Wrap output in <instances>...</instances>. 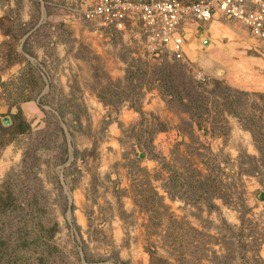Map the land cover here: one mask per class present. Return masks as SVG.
<instances>
[{
  "label": "rangeland",
  "instance_id": "374dc122",
  "mask_svg": "<svg viewBox=\"0 0 264 264\" xmlns=\"http://www.w3.org/2000/svg\"><path fill=\"white\" fill-rule=\"evenodd\" d=\"M28 1L27 21L24 0L0 18L9 35L0 43V121L21 107L26 126L0 147V192L13 194L0 207V264H264V91L230 84L222 46L203 40L235 33L197 25L188 36L195 78L233 89L209 96L204 114L213 120L215 103L228 101L235 114L224 142L218 130L190 127L187 113L168 109L155 81L160 61L134 54L128 35L79 21L94 0ZM189 162L210 175L211 190L197 186L203 179ZM171 163L173 179L164 168Z\"/></svg>",
  "mask_w": 264,
  "mask_h": 264
},
{
  "label": "built area",
  "instance_id": "2783aa9c",
  "mask_svg": "<svg viewBox=\"0 0 264 264\" xmlns=\"http://www.w3.org/2000/svg\"><path fill=\"white\" fill-rule=\"evenodd\" d=\"M214 18L239 23L264 40V0H94L79 15L102 34L130 36L138 56L187 64L188 25Z\"/></svg>",
  "mask_w": 264,
  "mask_h": 264
},
{
  "label": "trees",
  "instance_id": "16d2710c",
  "mask_svg": "<svg viewBox=\"0 0 264 264\" xmlns=\"http://www.w3.org/2000/svg\"><path fill=\"white\" fill-rule=\"evenodd\" d=\"M141 61V59H139ZM142 63V62H141ZM142 65V64H141ZM191 66L187 63H184L179 60L172 61H162L158 65H154L155 74L157 75V78L155 79L156 82H158V89L162 95V98L165 100L168 109L174 110L179 113H187L189 115V120H184V123L188 124L190 127H194L195 125L199 130L211 132L212 129H216L219 132V135L224 137V142L227 141L229 133H230V124L227 119L229 114H235L234 111L228 106V101L216 102L215 108H217L216 116H213V120H208L204 114L207 113V111H211L212 108L209 107L208 109V99L209 96L213 95H220L226 98V91L233 90L232 87L223 85L222 82L216 81L217 88L210 89L206 85H204L203 82L199 81L195 78L194 73H192ZM154 74V75H155ZM131 75H134V73H131ZM246 93V92H245ZM134 96V95H133ZM135 97V96H134ZM219 101V100H216ZM177 104L173 105V104ZM140 114H143L142 108L138 106H134ZM54 121L57 122V128L58 130L63 134L64 130L63 128L58 124V120L54 118V116H50ZM13 123L10 126H3V124L0 121V147L4 144H6V141H4L3 136L11 135L12 133H24L26 126L25 121L23 117V110L21 107L18 108V112L16 114H12ZM189 122V123H188ZM21 128V130H19ZM179 131H181L182 126L177 125L176 127ZM244 129L250 130L251 135L253 137L255 136V132L250 127H247L246 125H243ZM2 136V138H1ZM66 139V138H64ZM67 143V142H66ZM260 154H262V151L260 147L256 146ZM208 150L210 147L207 148ZM68 151V145L65 146V152ZM29 154L30 152L24 151L22 161L24 162V168H27L28 162H29ZM214 156L219 155L218 153H213ZM241 156V155H240ZM246 157H252L254 159H257L256 156H250L246 154ZM68 158V155L66 156ZM226 160H231L229 157L225 158ZM221 163H219L220 166ZM218 165V164H217ZM189 168L192 170V175L198 176L203 181L196 180L197 186L199 187H205V190L209 191L211 190L210 187L212 186L211 181L213 180L209 174H204L201 169L198 167L192 166V162H189L188 164ZM187 166V167H188ZM239 168H241V163H238ZM164 168L168 171H171V178L174 177L177 174L178 167L175 165V163H171L168 165H165ZM243 171V172H242ZM240 171L243 175L249 174V175H255L254 173H249L247 170L242 169ZM246 171V172H245ZM238 172V173H240ZM9 179L11 175H6ZM191 178V179H190ZM173 179V178H172ZM189 180L192 181V177H189ZM219 183H221L219 181ZM222 184V183H221ZM165 191L169 194L170 197H174V194L172 191H174V186H164ZM149 191H151L150 195H154L155 198L158 199L160 204L164 205V198L163 195H161L158 190L153 186L150 185ZM187 194V191H184ZM185 194V193H184ZM149 195V196H150ZM10 197H13V194H6V197L3 196V192H0V207H5L6 203L10 199ZM208 206L210 208H216L218 209V206L215 203L208 202Z\"/></svg>",
  "mask_w": 264,
  "mask_h": 264
},
{
  "label": "crops",
  "instance_id": "0c3cea01",
  "mask_svg": "<svg viewBox=\"0 0 264 264\" xmlns=\"http://www.w3.org/2000/svg\"><path fill=\"white\" fill-rule=\"evenodd\" d=\"M15 3L16 2L12 0L10 2V5L0 2V18L6 17L9 9L13 8L15 6ZM31 6L32 5L30 1L24 0V5L20 9L23 20L27 21L30 18ZM225 22H232L234 25L239 26L240 28H237H239L240 30H237L236 27H232V24V26H230V24H227ZM197 25L202 29H205V26L208 32L211 31L222 34L224 32L230 31L235 33L233 34V36L227 38L221 35L220 38H216V43L211 42V37H209L208 39V43H210L211 45L218 46L220 44L222 46V57L226 61V65L223 66L224 77L230 84L240 86L246 91L263 92L264 40L253 37L246 28L234 21L214 18L208 23H191L188 25L186 32L185 53L186 57L188 58H190V55L188 53V36L190 34V31L193 30ZM37 26L38 24H36V26L31 28L24 34L23 38L21 39L23 46L26 43V40L30 37L29 34ZM7 37H9V35L4 33L2 28L0 27V43ZM130 114L131 113L129 112V115ZM133 115L134 114L132 113L131 116ZM231 217L236 220L238 219V215L234 214V212L231 213Z\"/></svg>",
  "mask_w": 264,
  "mask_h": 264
},
{
  "label": "water",
  "instance_id": "95a60500",
  "mask_svg": "<svg viewBox=\"0 0 264 264\" xmlns=\"http://www.w3.org/2000/svg\"><path fill=\"white\" fill-rule=\"evenodd\" d=\"M205 43H208V39L203 38ZM3 126H10L13 123L12 116L10 115H5L1 119Z\"/></svg>",
  "mask_w": 264,
  "mask_h": 264
}]
</instances>
